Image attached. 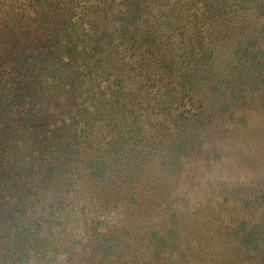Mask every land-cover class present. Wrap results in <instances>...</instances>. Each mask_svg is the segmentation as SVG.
Segmentation results:
<instances>
[{"label": "trees", "instance_id": "16d2710c", "mask_svg": "<svg viewBox=\"0 0 264 264\" xmlns=\"http://www.w3.org/2000/svg\"><path fill=\"white\" fill-rule=\"evenodd\" d=\"M260 21L264 0H0V264H192L159 176L243 62L263 73Z\"/></svg>", "mask_w": 264, "mask_h": 264}, {"label": "rangeland", "instance_id": "374dc122", "mask_svg": "<svg viewBox=\"0 0 264 264\" xmlns=\"http://www.w3.org/2000/svg\"><path fill=\"white\" fill-rule=\"evenodd\" d=\"M255 27L256 44L264 47V23ZM242 65L248 79L237 76V87L221 96L176 171L159 176L153 204L162 211L155 225L169 241L181 228L178 250L194 240L192 264H264V85L258 79L264 83V67L255 75L252 63ZM153 204L146 199V207Z\"/></svg>", "mask_w": 264, "mask_h": 264}]
</instances>
